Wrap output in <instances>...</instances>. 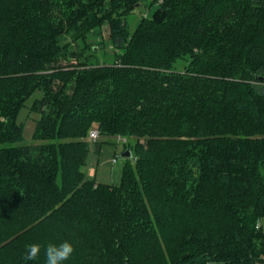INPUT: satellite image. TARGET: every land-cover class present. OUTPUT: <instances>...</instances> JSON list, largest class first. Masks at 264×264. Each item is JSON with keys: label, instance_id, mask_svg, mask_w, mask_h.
I'll return each instance as SVG.
<instances>
[{"label": "trees", "instance_id": "1", "mask_svg": "<svg viewBox=\"0 0 264 264\" xmlns=\"http://www.w3.org/2000/svg\"><path fill=\"white\" fill-rule=\"evenodd\" d=\"M259 77L264 0H0V264L64 241V264H264ZM92 129L135 139L119 185L83 171Z\"/></svg>", "mask_w": 264, "mask_h": 264}, {"label": "rangeland", "instance_id": "2", "mask_svg": "<svg viewBox=\"0 0 264 264\" xmlns=\"http://www.w3.org/2000/svg\"><path fill=\"white\" fill-rule=\"evenodd\" d=\"M154 10L155 7L150 10L142 6L130 14L129 22L131 31L136 28L144 16H150ZM100 32L101 34L99 36L90 35L88 43L90 47H94L93 53L99 61L111 64L114 62L115 54L118 50L110 40L108 22L103 24L100 28ZM90 53L91 52H88V56L92 61L94 56ZM40 97L41 93H36V95L28 101V107L22 111L18 118V122L25 125V141L23 143L25 145L39 144L42 142L40 139H35V131L40 115L32 110L33 101ZM124 139L126 141H124ZM134 144V138H120L117 136L99 137L96 141L91 139L90 152L86 164L83 167L86 177L94 179L98 183L119 185L122 178L123 167L127 160H129L132 167L135 166V152L129 149V146H133ZM129 150L131 151V157L125 158L123 154Z\"/></svg>", "mask_w": 264, "mask_h": 264}, {"label": "clouds", "instance_id": "3", "mask_svg": "<svg viewBox=\"0 0 264 264\" xmlns=\"http://www.w3.org/2000/svg\"><path fill=\"white\" fill-rule=\"evenodd\" d=\"M41 245L33 243L26 245L27 252L23 259L25 261H34L41 252ZM75 252L74 245L70 241L61 243H49L45 247L46 264H64Z\"/></svg>", "mask_w": 264, "mask_h": 264}, {"label": "built area", "instance_id": "4", "mask_svg": "<svg viewBox=\"0 0 264 264\" xmlns=\"http://www.w3.org/2000/svg\"><path fill=\"white\" fill-rule=\"evenodd\" d=\"M263 85H264V79L262 80L261 82ZM99 138V134H98V131L96 129H92L90 131V139H94L95 141ZM121 138V137H120ZM124 141H126L124 139ZM264 221V220H263ZM263 221H260L257 225V228H261L262 226L264 227V222Z\"/></svg>", "mask_w": 264, "mask_h": 264}, {"label": "water", "instance_id": "5", "mask_svg": "<svg viewBox=\"0 0 264 264\" xmlns=\"http://www.w3.org/2000/svg\"><path fill=\"white\" fill-rule=\"evenodd\" d=\"M264 79V77H259V80L260 81H262ZM123 156L125 157V158H129V157H131V151L129 150V151H126L124 154H123ZM186 257V255L185 256H183V259Z\"/></svg>", "mask_w": 264, "mask_h": 264}]
</instances>
